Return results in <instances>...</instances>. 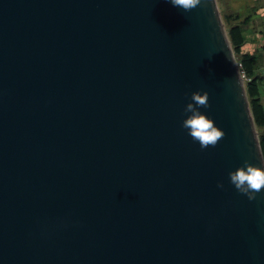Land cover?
Masks as SVG:
<instances>
[{
    "label": "water",
    "instance_id": "95a60500",
    "mask_svg": "<svg viewBox=\"0 0 264 264\" xmlns=\"http://www.w3.org/2000/svg\"><path fill=\"white\" fill-rule=\"evenodd\" d=\"M261 158L216 0H0V264H264Z\"/></svg>",
    "mask_w": 264,
    "mask_h": 264
},
{
    "label": "clouds",
    "instance_id": "9594fccd",
    "mask_svg": "<svg viewBox=\"0 0 264 264\" xmlns=\"http://www.w3.org/2000/svg\"><path fill=\"white\" fill-rule=\"evenodd\" d=\"M168 2L173 7H179L185 12H190L202 4V0H168ZM208 98L207 91H204L203 94L200 91L192 92V102H189L184 109V112L189 115L181 125L188 130L191 138L199 143L202 150L215 147L225 135L212 119L200 111L201 107H210ZM260 164L264 165V158L260 159ZM228 175L231 184L239 193L246 195L249 201L255 200L257 193L264 189V167L257 166L248 160L243 161V166L230 171ZM218 187H223V184L218 183Z\"/></svg>",
    "mask_w": 264,
    "mask_h": 264
},
{
    "label": "trees",
    "instance_id": "16d2710c",
    "mask_svg": "<svg viewBox=\"0 0 264 264\" xmlns=\"http://www.w3.org/2000/svg\"><path fill=\"white\" fill-rule=\"evenodd\" d=\"M244 16H242V15ZM226 26L227 35L234 52L239 70L244 78L245 92L249 102L253 121L258 133V140L262 156L264 158V106L260 98V85L264 83V45H260L255 51L242 50L247 43H252L247 32L252 18L257 17L256 10L246 14L233 10L229 5L227 12L221 14ZM249 24V25H248ZM263 35L262 30L257 33Z\"/></svg>",
    "mask_w": 264,
    "mask_h": 264
},
{
    "label": "rangeland",
    "instance_id": "374dc122",
    "mask_svg": "<svg viewBox=\"0 0 264 264\" xmlns=\"http://www.w3.org/2000/svg\"><path fill=\"white\" fill-rule=\"evenodd\" d=\"M220 15L224 12H227V6L229 5L233 10L241 11L243 14L248 13L249 11L262 9L264 8V0H216ZM264 12L261 10L260 13ZM242 15V14H241ZM244 16V15H242ZM264 16L252 18L249 28L247 32L248 38L253 37L254 41L251 43H247L242 50L255 51L256 48H259L260 45H264V34L259 36L257 33L259 30L264 31ZM222 18V15H221ZM223 21V20H222ZM224 24V23H223ZM224 28L226 30V26L224 24ZM257 35V36H256ZM262 63L264 64V58L262 59ZM260 98L262 100L264 106V83L260 85ZM256 129V127H255ZM257 130V129H256Z\"/></svg>",
    "mask_w": 264,
    "mask_h": 264
},
{
    "label": "crops",
    "instance_id": "0c3cea01",
    "mask_svg": "<svg viewBox=\"0 0 264 264\" xmlns=\"http://www.w3.org/2000/svg\"><path fill=\"white\" fill-rule=\"evenodd\" d=\"M261 10H264V8H262V9H258V11H256V15H257V17L259 16V17H261V16H264V12H262V13H260V11ZM264 18V17H263ZM249 32V31H248ZM263 34H264V31H263ZM257 36V35H256ZM248 37V36H247ZM249 39L250 40H253V39H255V38H253V37H249Z\"/></svg>",
    "mask_w": 264,
    "mask_h": 264
}]
</instances>
